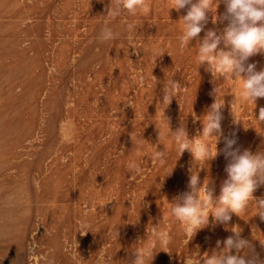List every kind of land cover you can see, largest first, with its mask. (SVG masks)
<instances>
[{
    "label": "rangeland",
    "instance_id": "374dc122",
    "mask_svg": "<svg viewBox=\"0 0 264 264\" xmlns=\"http://www.w3.org/2000/svg\"><path fill=\"white\" fill-rule=\"evenodd\" d=\"M147 3V15L109 17L115 0H0V264H131L138 249L154 252L150 264H186L194 253L219 251L216 241L232 226L264 256L254 206L233 214L228 231L205 228L188 244L171 215L195 165L189 152L179 157L163 113L172 131L183 123L192 138L202 130L193 114L205 113L217 86L225 135L236 127L233 101L239 146L255 153L264 151V124L255 120L264 98L237 102V84H214L204 67L197 71V41L179 44L186 10L168 13L171 0ZM224 11L220 3L216 14ZM105 27L118 38L101 42ZM249 62L260 70L264 55ZM172 79L184 87L167 106L163 87ZM157 150L166 152L162 161ZM226 163L220 155L199 173L215 181L216 195ZM159 231L171 236L166 246L153 235Z\"/></svg>",
    "mask_w": 264,
    "mask_h": 264
},
{
    "label": "clouds",
    "instance_id": "9594fccd",
    "mask_svg": "<svg viewBox=\"0 0 264 264\" xmlns=\"http://www.w3.org/2000/svg\"><path fill=\"white\" fill-rule=\"evenodd\" d=\"M220 3L225 6V11L217 15L216 10ZM138 9L143 15H147L151 6L147 0H115V7L108 8L107 15L117 17L124 12L136 15ZM171 9L178 13L186 10V14L179 20L182 23L179 44L184 49L190 47L193 40L197 41V71L204 67L212 76L213 83L223 78L237 84L238 89L233 93L237 102L243 100L255 106L258 98H264V68L257 70V64L249 62L253 56L264 55V0H171L168 13ZM209 22L214 27L208 28ZM216 25L223 27L221 29ZM127 29L130 46L134 48V24H127ZM118 36L119 33L105 27L99 40L109 42ZM183 87L174 79L167 81L163 87L162 104L166 103L168 106ZM209 95L213 97V102L207 106L205 113L202 116L193 114V122L200 121L202 130L192 138H189L183 123L172 131L169 118L164 113L162 115V119L167 121L169 133L179 146V157L187 151L195 165L188 169L186 190L179 192L169 203L171 215L183 227L187 244L198 231L205 228L215 230L217 226H223L228 231L233 214L241 216L242 212L253 206V215L264 221V195H254L264 187V151L253 153L239 146L237 133L241 121L234 111L233 101L232 123L236 127L225 135L222 128L225 100L219 98L217 86ZM255 120L260 125L264 124V107H260ZM158 130L160 136V129ZM209 138L214 139L211 147L205 142ZM221 142L224 146L218 149L217 144ZM220 155L227 161L224 169L226 178L221 182L219 194L216 195L215 181L209 178L201 181L199 173L204 169L206 161L214 160ZM165 156L164 150H157L153 158L162 161ZM199 161L203 163H198ZM130 169L137 173L141 171L136 165H130ZM172 172L173 168L165 177ZM230 230L231 235L216 241V249L219 251H213L212 254L206 252L203 256L198 252L194 253L186 258V264H264V256L256 251L255 245L249 239L242 236V229L232 226ZM153 235L165 246L171 240L167 231L155 232ZM118 238L117 231L115 239ZM261 247L264 248V242ZM167 253L171 254L170 251ZM153 257V251L138 249L133 252L131 264H150Z\"/></svg>",
    "mask_w": 264,
    "mask_h": 264
},
{
    "label": "bare ground",
    "instance_id": "6f19581e",
    "mask_svg": "<svg viewBox=\"0 0 264 264\" xmlns=\"http://www.w3.org/2000/svg\"><path fill=\"white\" fill-rule=\"evenodd\" d=\"M45 206V205H44ZM66 235H68V234H66Z\"/></svg>",
    "mask_w": 264,
    "mask_h": 264
}]
</instances>
